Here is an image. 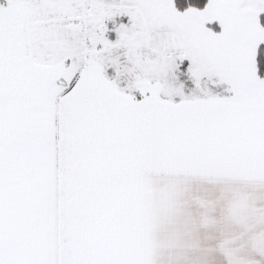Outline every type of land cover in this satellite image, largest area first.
Wrapping results in <instances>:
<instances>
[{
	"label": "snow or ice",
	"instance_id": "obj_1",
	"mask_svg": "<svg viewBox=\"0 0 264 264\" xmlns=\"http://www.w3.org/2000/svg\"><path fill=\"white\" fill-rule=\"evenodd\" d=\"M0 264H264V0H0Z\"/></svg>",
	"mask_w": 264,
	"mask_h": 264
}]
</instances>
